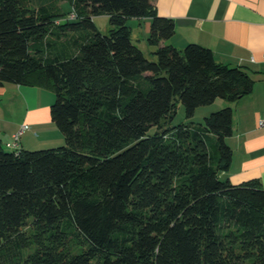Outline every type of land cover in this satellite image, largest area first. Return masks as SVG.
<instances>
[{
  "label": "trees",
  "instance_id": "1",
  "mask_svg": "<svg viewBox=\"0 0 264 264\" xmlns=\"http://www.w3.org/2000/svg\"><path fill=\"white\" fill-rule=\"evenodd\" d=\"M153 1L0 0V86L51 90L64 138L18 154L0 142V264H264V189L220 179L231 109L166 128L176 101L192 117L253 80L209 49L162 44L174 23ZM144 17L154 61L126 25Z\"/></svg>",
  "mask_w": 264,
  "mask_h": 264
},
{
  "label": "crops",
  "instance_id": "2",
  "mask_svg": "<svg viewBox=\"0 0 264 264\" xmlns=\"http://www.w3.org/2000/svg\"><path fill=\"white\" fill-rule=\"evenodd\" d=\"M153 5L159 17L174 23L173 36L162 44L178 50L189 44L209 49L218 64L241 68L253 80L248 95L232 103L221 99L217 105L232 111V134L225 139L232 151L231 162L220 179L233 185L258 179L264 189V127L258 126L259 119L264 118V0H154ZM126 25L130 38L135 37V46L144 54L142 49L146 47L141 48L140 42L141 37L143 41L149 35L150 18H129ZM146 49L154 57L155 49ZM53 102L54 93L49 89L0 86L2 147L11 142L23 125L28 128L19 137L20 151L64 145V138L50 116ZM211 111L214 109L208 110Z\"/></svg>",
  "mask_w": 264,
  "mask_h": 264
},
{
  "label": "rangeland",
  "instance_id": "3",
  "mask_svg": "<svg viewBox=\"0 0 264 264\" xmlns=\"http://www.w3.org/2000/svg\"><path fill=\"white\" fill-rule=\"evenodd\" d=\"M62 11L64 13H66L67 11H69V7L66 6V4L62 5ZM96 29L104 35L108 34V31L110 29L109 27V22H108V18L105 15H101V16H96L92 19ZM128 24H130V22H128ZM140 39V37H139ZM131 42L135 45L137 42L135 41V37L131 38ZM145 45L146 48L149 49V45L147 43V39H143L142 41V37H141V42H140V46L141 48H143ZM138 48V47H137ZM145 48V50H147ZM144 52V55L146 56V58H148L151 61H154L155 58L150 56L144 49H142ZM221 99H216V102L214 101L212 104L208 105V106H202L199 107L195 110L194 115L192 117H187L186 113H185V109L183 107V105L181 104L180 101H176L175 102V114L172 117V119L169 121V123L166 125V128H172V127H176L178 125H182V124H189V123H193V124H202L204 121V118L209 116L211 113L217 112L222 108L217 107L218 103H220ZM212 108L214 109V111L208 112V110ZM219 108V109H217ZM155 132V129L152 128L148 134H153ZM4 149L7 152H12V150L10 148H6L4 147Z\"/></svg>",
  "mask_w": 264,
  "mask_h": 264
},
{
  "label": "built area",
  "instance_id": "4",
  "mask_svg": "<svg viewBox=\"0 0 264 264\" xmlns=\"http://www.w3.org/2000/svg\"><path fill=\"white\" fill-rule=\"evenodd\" d=\"M69 20H73L76 18L74 13H71L68 15L67 17ZM262 59H264V56H262ZM258 126L260 127H264V118L259 119L258 121ZM28 127L26 125H23L21 127V129L19 131H17L13 136H12V140L9 143L5 144L6 148H10L12 150V152H14L15 154H18L20 152V148H19V137L22 134V132L24 130H26Z\"/></svg>",
  "mask_w": 264,
  "mask_h": 264
}]
</instances>
